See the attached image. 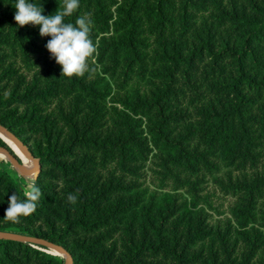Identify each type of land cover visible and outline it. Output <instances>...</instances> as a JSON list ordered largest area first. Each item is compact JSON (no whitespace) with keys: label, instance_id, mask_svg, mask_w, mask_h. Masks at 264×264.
Masks as SVG:
<instances>
[{"label":"trees","instance_id":"obj_1","mask_svg":"<svg viewBox=\"0 0 264 264\" xmlns=\"http://www.w3.org/2000/svg\"><path fill=\"white\" fill-rule=\"evenodd\" d=\"M15 2L0 0V124L39 159L42 196L6 220L24 188L0 168V232L72 264H264V0H80L65 22L89 13L97 53L71 78ZM0 264L65 258L0 237Z\"/></svg>","mask_w":264,"mask_h":264},{"label":"clouds","instance_id":"obj_2","mask_svg":"<svg viewBox=\"0 0 264 264\" xmlns=\"http://www.w3.org/2000/svg\"><path fill=\"white\" fill-rule=\"evenodd\" d=\"M14 19L17 25L23 27L28 24L39 25L41 36H50L46 48L61 65V76L71 78L83 77L90 69L89 61L97 53V47L91 38L93 21L89 13L78 16L75 22H65V18L72 16L80 7V0H63L62 6L51 15H43V7L30 0H16ZM23 193V199L17 194L9 197V207L4 218L12 222H19L20 217H27L36 211L42 192L35 184V176ZM78 196L69 193L67 201L76 204Z\"/></svg>","mask_w":264,"mask_h":264},{"label":"rangeland","instance_id":"obj_3","mask_svg":"<svg viewBox=\"0 0 264 264\" xmlns=\"http://www.w3.org/2000/svg\"><path fill=\"white\" fill-rule=\"evenodd\" d=\"M8 134H12L10 132H7ZM14 135V134H12ZM17 145V144H16ZM14 155L18 158V160L20 161V163H22V165H24L26 167V169H28L29 171H35V163L30 160L28 158V156L26 155V153L23 151L22 153L20 152H14ZM0 168L8 171L15 179L19 180V182L21 183L22 187L26 188V186L31 183L32 181L30 179H27L25 177H23L22 175H20V173L18 172L17 168L14 166V164L8 159L7 155L3 152H0ZM153 169H156V165H155V160L154 158L148 162L147 167L145 168L146 171V183L147 185H150L151 189H155L156 187V175L153 172ZM214 184L212 183V181L209 182V188L211 189L213 188ZM231 199L230 198H223V199H217V201L215 202L216 204H220L223 203V206L219 208L220 212H216L214 210H209V221L212 224H217L220 220L224 219L225 217L230 216L229 210H228V204L230 203ZM62 257H65L63 253L58 252Z\"/></svg>","mask_w":264,"mask_h":264},{"label":"water","instance_id":"obj_4","mask_svg":"<svg viewBox=\"0 0 264 264\" xmlns=\"http://www.w3.org/2000/svg\"><path fill=\"white\" fill-rule=\"evenodd\" d=\"M5 132V134H4ZM8 131L5 127H3L0 124V137L13 149L15 150V152H19L18 149L12 147V144H17L18 146H20L23 151L26 153V155L28 156V158L30 160H32L35 163V171H29L28 169H26V167L24 165H22V163H20V161L18 160V158L14 155V153H12L7 147L5 146H0V152H3L7 155L8 159L14 164V166L17 168L18 172L20 173V175H22L23 177L30 179L31 181H33V173H39L40 170V161L39 159H37L32 152L30 151L29 147L27 145H25L22 140H20L17 136L12 135V134H8ZM11 133V132H10ZM38 174L35 176V180L37 178ZM0 237H10V238H15V239H21V240H27V241H33L39 244H44L46 246H48L51 249H54L58 252H61L64 254V258H65V264H72V258L70 253L64 249L62 246L42 240V239H38V238H33V237H28V236H23V235H19V234H15V233H8V232H0Z\"/></svg>","mask_w":264,"mask_h":264},{"label":"bare ground","instance_id":"obj_5","mask_svg":"<svg viewBox=\"0 0 264 264\" xmlns=\"http://www.w3.org/2000/svg\"><path fill=\"white\" fill-rule=\"evenodd\" d=\"M4 134H5V132H4ZM12 147H14V148L18 149L20 153H22V152H23V149H22L20 146H18V145H16V144H14V143L12 144Z\"/></svg>","mask_w":264,"mask_h":264}]
</instances>
